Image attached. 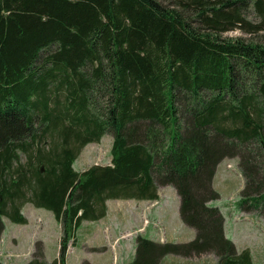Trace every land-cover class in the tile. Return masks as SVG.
Returning a JSON list of instances; mask_svg holds the SVG:
<instances>
[{"label": "trees", "instance_id": "trees-1", "mask_svg": "<svg viewBox=\"0 0 264 264\" xmlns=\"http://www.w3.org/2000/svg\"><path fill=\"white\" fill-rule=\"evenodd\" d=\"M234 31L264 32V0H0V240L3 218L26 224L24 204L47 210L58 255L46 262L35 241L25 264H65L108 200L157 201L171 186L194 239L137 237L128 264H251L211 206L216 167L235 158L237 208L264 220V41L223 37ZM106 134L110 164L75 171Z\"/></svg>", "mask_w": 264, "mask_h": 264}, {"label": "crops", "instance_id": "crops-1", "mask_svg": "<svg viewBox=\"0 0 264 264\" xmlns=\"http://www.w3.org/2000/svg\"><path fill=\"white\" fill-rule=\"evenodd\" d=\"M81 154V153H80ZM221 163V162H220ZM83 171V170H82ZM81 171V172H82ZM243 185V179L241 177V186L238 188L240 192ZM167 187V186H166ZM162 187L158 191L157 201L148 200H108L106 202L107 213L104 218L96 221L99 227L90 228L89 226L93 222H82L78 230L76 231L75 240L68 246L65 264H101L94 255L112 253V262L115 264L119 259H123L125 264L130 263L129 259L135 256L137 237H142L151 240L156 243H171L169 229H168V212L156 211L155 208L160 205V201L163 198ZM110 202H116V204L109 205ZM27 206H31L27 204ZM25 206H22L21 213L26 219V224L23 226H29L30 221H33V231L39 232L43 230V221L41 216H44L42 209L30 208L24 210ZM221 212V211H220ZM222 213L223 231L227 238H229L238 252L247 250L250 255L251 264H264V220L255 212L243 213L239 210L232 212L230 210L229 226L226 227V218ZM227 213H229L227 211ZM147 221V224L145 223ZM159 222L164 228V240L160 241L157 230L154 228V223ZM60 226V225H59ZM82 235H81V232ZM228 230L230 235H228ZM108 231L110 233L108 234ZM102 234L103 239H102ZM100 238V245H103L102 249L96 243V238ZM38 241L34 238L31 242V249L26 253L19 252L21 245L20 238L11 236L7 240H0V246L10 247L12 250L7 252V260L3 261L6 264H25L30 260L33 250V243ZM44 251V259L46 262L53 261L59 251V241L56 244V253L54 258H49L46 255V248L43 240H41ZM3 244V245H1ZM110 257L107 262L102 264H110ZM159 264H192L190 258H182L175 256H166L162 258Z\"/></svg>", "mask_w": 264, "mask_h": 264}, {"label": "rangeland", "instance_id": "rangeland-1", "mask_svg": "<svg viewBox=\"0 0 264 264\" xmlns=\"http://www.w3.org/2000/svg\"><path fill=\"white\" fill-rule=\"evenodd\" d=\"M247 20L255 25L258 23V18L252 13L249 12L247 15ZM224 38L237 39L242 38L246 42H262L264 41V32L260 33H242L240 31H234L223 34ZM112 142V137L110 134H106L102 137L99 143H93L87 145L82 151L78 158L75 160L73 164V168L77 172H81L82 170L87 169L93 165H109L110 164V146ZM213 189L218 193L219 199L212 202L211 206L218 208L221 212H223L226 218V227L229 226L230 218V210L232 212H237V202L240 198L238 188L241 186V175L238 168V160L237 159H225L216 167L215 175L212 183ZM163 193V198L160 201V205L155 208L156 211H167L168 212V229L170 235L171 243H186L194 239L195 233L194 230L185 226L178 215V197L176 195L175 190L171 186H167L161 190ZM121 203H126L122 202ZM116 204V202H110V206ZM24 210L30 208L34 210L33 206H27L24 204ZM42 213L44 216H41L43 221V230L39 232L33 231V221H30L29 226L17 225L11 223L8 219L3 218L4 230L2 232V239L7 240L11 236H16L20 238L21 245L19 252L26 253L31 249V242L34 238H37L38 241L42 242L43 240L46 248V255L49 258H54L56 253V244L57 240L61 236V230L59 224L54 219L51 212L42 209ZM227 211L229 213H227ZM90 228L99 227V224H96V221L93 222ZM83 230L81 232L82 235ZM110 231H108V234ZM158 234V233H157ZM228 235H230V231L228 230ZM159 235V234H158ZM102 234V239H103ZM96 243L102 249L103 245H100V238H96ZM3 245V244H1ZM12 249L10 247L0 246V260L5 261V255L7 252H10ZM94 257L99 260L102 264L103 262H107V259L110 257L109 263L112 262V253H104V254H95ZM134 259H129L132 261ZM192 264H216V257L212 254H204L198 257H191ZM115 264H125L123 259H119V261Z\"/></svg>", "mask_w": 264, "mask_h": 264}, {"label": "built area", "instance_id": "built-area-1", "mask_svg": "<svg viewBox=\"0 0 264 264\" xmlns=\"http://www.w3.org/2000/svg\"><path fill=\"white\" fill-rule=\"evenodd\" d=\"M145 223L147 224V221H145ZM153 225H154V228L157 230V233L159 234L160 241H163L164 240V228L162 224L159 222H156ZM7 256L8 255H5V258H7ZM0 258H1V254H0Z\"/></svg>", "mask_w": 264, "mask_h": 264}]
</instances>
